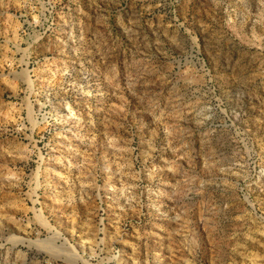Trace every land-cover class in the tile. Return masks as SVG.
I'll list each match as a JSON object with an SVG mask.
<instances>
[{"label": "rangeland", "instance_id": "1", "mask_svg": "<svg viewBox=\"0 0 264 264\" xmlns=\"http://www.w3.org/2000/svg\"><path fill=\"white\" fill-rule=\"evenodd\" d=\"M0 264H264V0H0Z\"/></svg>", "mask_w": 264, "mask_h": 264}, {"label": "bare ground", "instance_id": "2", "mask_svg": "<svg viewBox=\"0 0 264 264\" xmlns=\"http://www.w3.org/2000/svg\"><path fill=\"white\" fill-rule=\"evenodd\" d=\"M36 247L40 248L41 250H43L45 252V254H47L50 258H61L62 260L66 261V262H69L71 261V258L72 256L60 249V248H57L55 247L52 242H49V241H45V242H37V243H34ZM73 260V259H72ZM76 261V259H75ZM73 262V261H71Z\"/></svg>", "mask_w": 264, "mask_h": 264}]
</instances>
